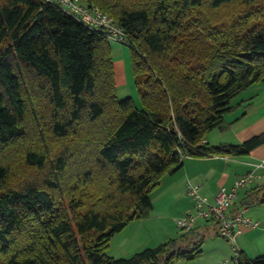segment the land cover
Wrapping results in <instances>:
<instances>
[{
	"label": "trees",
	"instance_id": "1",
	"mask_svg": "<svg viewBox=\"0 0 264 264\" xmlns=\"http://www.w3.org/2000/svg\"><path fill=\"white\" fill-rule=\"evenodd\" d=\"M83 1L123 29L142 108L118 99L103 32L46 0H0V264L198 260L205 236L180 246L194 228L131 258L106 251L132 221L150 217L153 191L184 158L247 155L264 141L202 143L235 97L264 83V0ZM31 120L60 150L26 148L23 165L40 180L12 187L7 157ZM238 264L264 256L240 253Z\"/></svg>",
	"mask_w": 264,
	"mask_h": 264
},
{
	"label": "crops",
	"instance_id": "2",
	"mask_svg": "<svg viewBox=\"0 0 264 264\" xmlns=\"http://www.w3.org/2000/svg\"><path fill=\"white\" fill-rule=\"evenodd\" d=\"M238 96L239 99L232 102L233 110L225 115L223 126L214 129L212 140L210 137L205 138L203 144L214 147L239 146L255 137H264V83L253 85ZM263 162L264 141L252 148L247 155L188 158L178 175H166L153 191V212L158 214L157 217L162 221L176 222L188 214L195 213V203L187 192V183L201 186L202 194L211 203H215L222 188L230 190L238 178L253 173L256 178L240 190L232 212L244 207L246 217L254 221L256 226L241 229L236 238V248L239 253H244L250 259L264 256V168L260 167ZM151 220L149 217L139 222L145 224ZM209 221H198L194 228L195 233L204 232V228L216 224ZM211 236L216 240V244L212 249L213 255L210 256L209 264L235 257L233 245H228L230 242H224L225 239L222 241L218 235V225ZM205 238L207 239L206 236ZM198 260L178 261L175 264H197Z\"/></svg>",
	"mask_w": 264,
	"mask_h": 264
},
{
	"label": "rangeland",
	"instance_id": "3",
	"mask_svg": "<svg viewBox=\"0 0 264 264\" xmlns=\"http://www.w3.org/2000/svg\"><path fill=\"white\" fill-rule=\"evenodd\" d=\"M81 3L85 4L83 0H81ZM188 25L191 26L192 23L189 22ZM110 45L112 48V57L115 64V84L117 88L118 99L120 101H123L127 98H131L138 108H142L140 93L136 85L135 76L132 70V49L127 45H123L113 41H110ZM238 97L240 96H237L234 99H239ZM29 118H34V116L30 114ZM33 123V120H31L28 124V135L24 142V145L22 147L21 145H18L16 151L11 153L10 158L7 157V160H10V162L8 163L11 172L9 184L12 187H17L19 185H22L23 183H31L32 181L38 182L40 180L38 171H29V169H27L23 165L24 162L22 156L26 148H38L40 150H43L50 157L56 155L60 150V147L56 143V141L50 136L47 137L48 134H43L39 130V126L35 124L36 122L34 124ZM213 136L214 132L211 131L207 134L206 138L210 137L212 140ZM187 159V157L184 158V163H186ZM50 166L46 169V176L51 173L52 164H50ZM179 172L174 175H178ZM168 177H172V175L169 174ZM96 182L97 181L94 180L93 187L96 186ZM157 216L159 215L155 214L152 211L150 215V217L152 218L151 222L140 224V220L132 221L121 232L114 235L106 251L107 255L115 259L131 258L136 253H139L143 250L154 249L173 240L179 241L183 234L186 233L184 230L178 227L175 221H162ZM216 226V224H211V226H209L207 229H203L204 232H196V234L190 236L187 240L181 243V247L188 249L192 248L193 244L198 241V239L200 238L198 234L207 237L205 246H203L204 255L200 260L196 262L197 264H209L210 256L213 255L212 249H214V245L216 244V240H214L212 238L213 236L211 235L214 234ZM221 239H223L222 241H224V238L221 237ZM224 242H226V240ZM227 244L229 245L231 243ZM231 258L232 257H230L229 260H231Z\"/></svg>",
	"mask_w": 264,
	"mask_h": 264
},
{
	"label": "built area",
	"instance_id": "4",
	"mask_svg": "<svg viewBox=\"0 0 264 264\" xmlns=\"http://www.w3.org/2000/svg\"><path fill=\"white\" fill-rule=\"evenodd\" d=\"M59 7L62 11L72 15L85 26L103 32L108 40L123 44L126 41L124 31L121 27L107 17L98 8H88L80 0H46ZM264 168V162L260 166ZM256 176L250 173L238 178L232 188L227 190L222 188L211 203L205 197L201 186L187 184L189 196L195 203V213L188 214L176 221L178 227L185 232H189L197 225L200 220H213L218 225V235L233 245L235 257L231 260H223L215 264H238L239 251L236 248V238L243 227H255L256 223L246 217V209L239 208L237 212H232V208L238 198L240 190L247 187Z\"/></svg>",
	"mask_w": 264,
	"mask_h": 264
}]
</instances>
